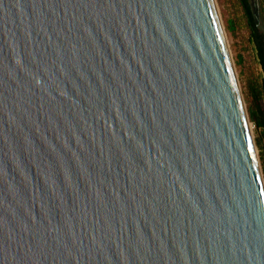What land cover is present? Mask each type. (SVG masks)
<instances>
[{"label":"water","instance_id":"obj_1","mask_svg":"<svg viewBox=\"0 0 264 264\" xmlns=\"http://www.w3.org/2000/svg\"><path fill=\"white\" fill-rule=\"evenodd\" d=\"M0 264H264L214 0H0Z\"/></svg>","mask_w":264,"mask_h":264},{"label":"rangeland","instance_id":"obj_2","mask_svg":"<svg viewBox=\"0 0 264 264\" xmlns=\"http://www.w3.org/2000/svg\"><path fill=\"white\" fill-rule=\"evenodd\" d=\"M223 26L229 52L233 61L239 89L249 118L251 134L257 152L264 182V128L253 126L249 111L260 107L264 111V95L258 98L260 69L250 42V28L242 0H214ZM258 4H259V0ZM250 5L252 0H249ZM259 13V12H258ZM256 24L262 25L254 15Z\"/></svg>","mask_w":264,"mask_h":264},{"label":"trees","instance_id":"obj_3","mask_svg":"<svg viewBox=\"0 0 264 264\" xmlns=\"http://www.w3.org/2000/svg\"><path fill=\"white\" fill-rule=\"evenodd\" d=\"M245 13L248 18L250 28V42L253 46L255 59L260 69V85L257 86L258 98L264 95V22L262 25L256 24L254 14L249 0H242ZM250 119L258 128H264V111L258 107L249 111Z\"/></svg>","mask_w":264,"mask_h":264},{"label":"flooded vegetation","instance_id":"obj_4","mask_svg":"<svg viewBox=\"0 0 264 264\" xmlns=\"http://www.w3.org/2000/svg\"><path fill=\"white\" fill-rule=\"evenodd\" d=\"M259 18L264 22V0H259ZM255 17V16H254Z\"/></svg>","mask_w":264,"mask_h":264},{"label":"bare ground","instance_id":"obj_5","mask_svg":"<svg viewBox=\"0 0 264 264\" xmlns=\"http://www.w3.org/2000/svg\"><path fill=\"white\" fill-rule=\"evenodd\" d=\"M223 27V26H222ZM224 30V29H223ZM251 129V128H250Z\"/></svg>","mask_w":264,"mask_h":264},{"label":"built area","instance_id":"obj_6","mask_svg":"<svg viewBox=\"0 0 264 264\" xmlns=\"http://www.w3.org/2000/svg\"><path fill=\"white\" fill-rule=\"evenodd\" d=\"M253 126H255V124Z\"/></svg>","mask_w":264,"mask_h":264}]
</instances>
